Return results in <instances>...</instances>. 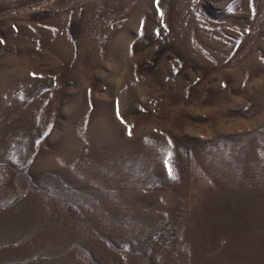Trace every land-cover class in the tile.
I'll use <instances>...</instances> for the list:
<instances>
[{"label": "rangeland", "instance_id": "374dc122", "mask_svg": "<svg viewBox=\"0 0 264 264\" xmlns=\"http://www.w3.org/2000/svg\"><path fill=\"white\" fill-rule=\"evenodd\" d=\"M0 264H264V0H0Z\"/></svg>", "mask_w": 264, "mask_h": 264}, {"label": "snow or ice", "instance_id": "6c2138e0", "mask_svg": "<svg viewBox=\"0 0 264 264\" xmlns=\"http://www.w3.org/2000/svg\"><path fill=\"white\" fill-rule=\"evenodd\" d=\"M119 114V113H118ZM167 164V161L165 162ZM168 171H169V175L171 176L172 175V170H171V167L168 168Z\"/></svg>", "mask_w": 264, "mask_h": 264}]
</instances>
